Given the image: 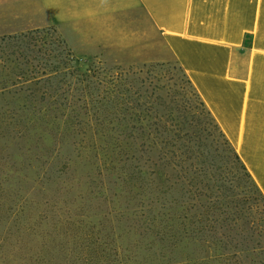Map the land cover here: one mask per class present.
<instances>
[{"label":"rangeland","instance_id":"rangeland-1","mask_svg":"<svg viewBox=\"0 0 264 264\" xmlns=\"http://www.w3.org/2000/svg\"><path fill=\"white\" fill-rule=\"evenodd\" d=\"M45 1L54 22L46 31L26 38L29 43L46 41L48 46L62 39L82 59V66L102 73L101 78L113 87L111 95L125 91L129 105L138 97L143 121L135 126L146 133L143 142H149V133L162 131L155 122L169 131L188 134L183 139L193 157L182 163L185 156L181 150L176 153V173L184 178L172 194V213L181 217L187 235L195 236L193 245L203 256L209 249L217 253L201 264H233L235 260L255 264L260 260L245 253L229 261L219 256L223 247H264V200L142 7L136 0ZM159 151L160 146L153 160ZM17 164V171L0 172V182L14 178L11 196L0 197L8 201V207L0 208V264H188L183 259L175 261L170 243L157 239L158 229L133 220L118 221L127 198H116L110 204L111 213L92 210L90 190L82 185L76 187V196L83 198L77 197L73 207L63 205L64 196L63 207L36 205L35 200H42L32 188L37 167H28L22 158ZM16 198L28 201L22 211L12 207L10 199ZM47 200L55 203L50 196ZM92 205L97 206V201ZM189 249L186 245L184 252Z\"/></svg>","mask_w":264,"mask_h":264},{"label":"trees","instance_id":"trees-1","mask_svg":"<svg viewBox=\"0 0 264 264\" xmlns=\"http://www.w3.org/2000/svg\"><path fill=\"white\" fill-rule=\"evenodd\" d=\"M50 27L0 36V172L19 170L16 166L19 158L27 162L28 167H37L32 188L42 200L35 203L50 205L51 209L63 207L64 197L63 205L69 208L77 205V200L83 196H76V187L82 185L90 190L88 206L93 207L92 210L111 213L110 204L123 196L128 200L118 221L133 220L158 229L157 239L170 243L177 263L183 259L188 264H201V260L217 256L212 249L206 250L209 254L203 256L193 245L195 236L187 235L181 217L172 213V194L178 180L184 178L176 173V153L181 150L185 156L179 161L182 163L193 157L183 139L188 134L169 131L166 125L155 122L161 125L162 131L156 129L149 133V142H143L146 133L137 131L135 126L143 121L138 97L129 105L125 91L117 90L116 95H111L113 87L101 78L102 73L82 66V59L64 40L57 38L45 46L46 41L39 44L26 39ZM19 38L23 39L18 41ZM9 39L12 42H8ZM202 104L206 107L203 100ZM130 123L134 124L131 128ZM216 125L219 128L217 122ZM159 146L157 160H153ZM234 151L264 200L259 186ZM13 179L0 182L2 199L9 198L14 191ZM48 196L55 203H49ZM92 201H97L98 205L93 206ZM7 202L0 201V208L8 207ZM10 202L17 208L15 212L22 211L28 203L23 198L10 199ZM188 239L193 246L187 243L184 246ZM216 239L224 243L220 237ZM186 245L190 249L184 252ZM223 249L219 256L228 261L245 253L260 258L255 264H264L262 246L244 244L234 246L233 250ZM237 263L241 262L235 260L233 264Z\"/></svg>","mask_w":264,"mask_h":264},{"label":"crops","instance_id":"crops-1","mask_svg":"<svg viewBox=\"0 0 264 264\" xmlns=\"http://www.w3.org/2000/svg\"><path fill=\"white\" fill-rule=\"evenodd\" d=\"M264 195V0H136ZM45 0H0V36L49 26Z\"/></svg>","mask_w":264,"mask_h":264}]
</instances>
